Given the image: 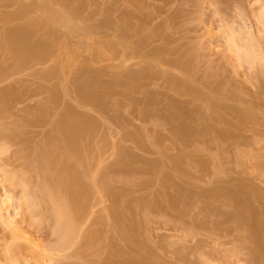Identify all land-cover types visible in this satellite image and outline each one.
I'll use <instances>...</instances> for the list:
<instances>
[{
    "label": "rangeland",
    "instance_id": "rangeland-1",
    "mask_svg": "<svg viewBox=\"0 0 264 264\" xmlns=\"http://www.w3.org/2000/svg\"><path fill=\"white\" fill-rule=\"evenodd\" d=\"M21 6L27 11L17 18ZM48 8L78 28L70 35L65 27H55L56 36L67 37L68 55H61L63 49L55 43L61 60L66 63L69 58L74 64L64 72L55 55L24 64L23 59L4 54L6 32L18 24L34 23L36 36L31 38H46L42 17ZM130 13L135 18L129 20ZM143 24L145 29L137 31ZM227 27L251 34L264 55V0H178L168 9L162 0H0V91L12 88L16 94L10 105L4 102L8 107L0 123L24 127L16 142L0 135V175L7 170L22 172L21 177L29 172L23 157L45 142L66 108L87 115L95 126L89 138L92 159L86 180L97 189L77 228L84 238L77 235L68 250L62 248L58 254V248L50 254L51 264H250L246 239L251 228L210 194L252 186L259 196L253 199L249 194L252 200L239 196L241 206L264 210V60L254 69L239 66L226 50ZM140 42L144 47L139 52L123 53L121 43L134 48ZM82 66L101 71L99 83L106 87L143 69L153 74L134 92L119 85L104 110L97 104H81L76 77ZM212 98L220 104L222 121L211 109ZM176 104H184L186 110L177 111ZM247 107L252 116L236 118L235 110ZM173 114H180L179 119L170 121ZM190 118L197 130L208 131L195 138L180 136L176 127L188 124ZM228 122L233 123L232 134L218 140L217 130L229 129ZM21 140L24 144H18ZM127 155L134 156L135 165L119 169V162L126 164L130 158ZM141 161L150 168L140 170ZM21 189L13 186V196L19 199ZM166 194L178 197L176 207H169ZM119 217L124 227L135 230L131 240L117 228ZM0 226V264H7L4 248L10 233ZM48 227L27 230L51 249L57 236ZM85 241L89 250L83 247ZM117 246L129 252L121 256ZM82 250L85 254H80Z\"/></svg>",
    "mask_w": 264,
    "mask_h": 264
},
{
    "label": "bare ground",
    "instance_id": "bare-ground-1",
    "mask_svg": "<svg viewBox=\"0 0 264 264\" xmlns=\"http://www.w3.org/2000/svg\"><path fill=\"white\" fill-rule=\"evenodd\" d=\"M162 1H164L165 6L168 9L173 5L175 1L178 0H162ZM25 7L21 6L20 9L21 11L19 10V12L15 14L17 18L21 17V15L27 11L26 10L27 8ZM127 17L129 20L135 18L134 14L132 13L128 14ZM169 19L170 18H168L167 21ZM42 23L44 25V31H45L44 33L46 35V38H41L40 36L39 40L38 37L36 41L32 39L36 36L35 35L36 32L35 30H37L36 24L34 23L26 24V25L24 24L23 26L22 25L20 26V24H18L16 28L14 29L12 28L10 29V31L6 32V36L4 37V39L6 40L5 42L6 45H4L5 53L4 52L2 53L11 54L13 55V57L16 58V60L18 58L19 61L23 59L24 64L31 63L34 60L35 61H38L40 59L43 60V58L44 57L46 58V56L49 57L50 55H55L54 57L56 58V62L59 65L60 63H63L61 71L64 72L65 68L73 66L74 64L72 60L69 61L68 57H67L68 61L66 63H64V60L63 61L61 60V55H63L62 52L63 53L65 52V54H67L66 52H68V51H64L67 50L66 47H68L66 46L67 37H64L62 39L61 37H58V34L56 36L55 33L57 30L55 27L58 25L65 27L68 34L70 35L77 33L78 28L76 26L68 24L67 18H65L64 14H58L53 10H51L50 8L45 10L42 17ZM144 25L145 24H143V26L138 28L137 31H143L145 29ZM32 35L34 37H32ZM224 39L226 43V50L229 53L233 54V56H235L234 58L237 60L239 66H244V64H247L250 67V69L251 68L254 69L257 63L264 60L263 58L264 55L262 56L261 54H259V47H258L259 44L257 40L254 37H252L251 34L246 33L241 28L237 30V28L235 27H227L226 32L224 33ZM55 43H57L56 45L59 46L57 47ZM121 45L123 47L122 48L123 53H126L131 50L134 53L139 52L144 47V43L141 42L139 44H136V46L134 45V48L124 43H121ZM55 46L59 50L63 49L60 52L61 55L58 52L59 50L55 48ZM116 47L117 44L114 43L111 45V48H109L112 51L111 55H114V50ZM161 51H163V48L159 49V51L157 52L160 53ZM157 52H155V55L157 54ZM80 70L81 71H79L78 77H76V82H77L76 89L78 90L77 93H79L80 100H82L81 104H83V106L84 105L87 106V104L90 103L95 105L97 104L103 109L106 105H108L107 103H109V101L112 102L111 95H113L112 93L116 91V88L119 85H124L127 87V90L134 92L135 89L136 90L138 89L137 88L139 87L138 83L141 80L149 79L150 77H152L153 74L152 72H150L151 69L150 70L143 69L140 70L136 76L127 75L125 76L126 78H124L125 81L118 80L116 82L109 83V86L106 87L105 84L103 83L100 84L101 82L99 81V78L101 77V73H102L101 71L91 72L86 70L85 67H83ZM13 94L15 93L14 91H12V88H8V89L5 88V90L3 89V91L1 90L0 98H2V100L0 99V101H2V103L0 104L5 106L4 102L5 104H9L10 102H13L11 100V96L15 97L16 95ZM54 94H52V99L55 98L54 99L55 102L57 99H56V94L55 96ZM105 95L107 96L109 95L108 98ZM17 96H16L17 99L15 100L20 101L21 100L19 99L20 97L18 96L19 97L18 98ZM212 99L214 100L210 101L211 109H213L216 112L217 120L219 121L224 120L223 116L220 113L221 108L219 102L216 101L215 98ZM153 101L154 99L150 98L149 102H153ZM3 106L0 105V115L6 112L5 110L7 105L4 108ZM175 108L179 112H184L186 110V106L184 104H176ZM44 115L41 117H44ZM62 115H60L62 118H59L58 122H56L57 124L54 122L56 125L52 124L51 127L52 131L46 134V137L44 139L45 142H43L42 145L39 144L41 146L36 147V149L34 148L33 150L30 149L31 151L29 153V156L23 157V159L25 160L24 161L25 165L27 169H29L30 173L29 172L24 173L25 172L24 171L23 172L24 174H22L21 177L20 174L22 172L21 173L19 172L18 175L15 173L16 171L14 173L10 172L11 170L8 172L7 170L8 168H7L6 169L7 171L6 172L3 171L4 172L3 175L2 173L0 175L1 176L0 177V186H1L0 223L3 225V228L5 227L4 230L7 231L9 230L10 233L9 234L10 240L8 243H6V246L4 248L5 249L4 255L7 256L6 257L7 264H51V261H53V257L51 255L54 254V251H57V249L59 248L60 250H58L57 252L59 254L60 253L59 251L63 249L68 250L69 248L68 245H70L73 242V240L75 241L77 239V235L79 233L77 232V228L81 226L80 225L81 221H83L84 220L83 218H85L84 216L87 215L86 214V211H88L87 204L91 196L95 192V188H96L94 187V184L92 185V183L90 184L86 180L87 177L89 176L90 160L92 159L91 158L92 150L89 145V138L93 136L92 134L94 133L95 126H91L92 125L91 120L90 118L86 117L87 115L84 116L80 113L78 114V112H76L74 108L71 107L66 108V110L63 112ZM179 115L180 114H173L170 117V121H176L177 119H179ZM235 115L236 118L244 120L246 118H250L252 116V112L250 107H247L246 109L235 110ZM35 122H37V120ZM192 122L193 120L192 118H190L188 124H182L177 126L176 132L184 138H195L198 137L203 131L205 133L208 131L206 128H203L202 130H197L194 126H192L191 124ZM9 124L7 123L4 126L3 123L2 124L0 123V125H3L0 126L1 129L0 135H3L2 137L3 139H5V141L14 139L16 136H18V138L17 137L16 138L20 140V138H22L23 135L22 131L24 133L23 130L24 127L22 125L17 126V124L14 125H11V123ZM228 125L230 126V128L225 131L217 130L218 132L216 133V137L218 140H221L232 134V129L234 127L233 123L228 122ZM16 138H15V142L17 141ZM12 142L14 141L12 140ZM21 142L19 141L18 144H24V142L22 143ZM18 146L20 148V145ZM19 148H17V150L21 149ZM1 151H3V149H1L0 152ZM5 151L6 149L4 150V153L6 154ZM128 158L129 159L126 160L127 162L126 164L124 163L121 165L120 164L121 162L118 161L120 166L117 165L118 162L115 163V165H117L119 169L122 168L124 165L126 166L124 168H128L127 166L131 167V165L132 166L135 165L134 156L132 157L131 155L128 156ZM34 159L35 160L37 159L36 161L38 163L40 162L39 165L37 163L38 166L35 165L36 163L34 162ZM5 161L8 162V160ZM140 163H142V165H140V170L142 169L145 171L146 169L150 168V164L148 162L141 161ZM8 164L9 163H7V165ZM108 184L109 183L106 184L107 187ZM16 185L17 187L20 186V188H22L20 197L17 196L19 197V199L15 197L16 195L13 196L14 194H12V190H11L13 186L16 188ZM244 186L245 185L241 186L238 189V191L221 190L211 193L210 196L214 200L222 201L224 206L233 208V212L239 218H241V220L244 222L245 227L247 226L248 229L251 228L252 231L250 230V232L252 234L250 233V236L248 237L249 239L248 238L246 239L247 240L246 245L247 247L249 246V248H247L249 253L248 254L249 259L247 261L250 264H264V210L262 212H259V209L253 211L252 207H250L252 210L249 209L248 207L249 205L246 206L244 204L241 206V203L239 201L240 200L239 196H247L248 198H250L249 194H254V196L252 195L253 199H256L254 198L255 196H259L258 193H257L258 195H255L256 193L255 188H253L252 186L251 187L250 186L244 187ZM101 187L102 186H100L99 189H101ZM107 187L104 185V188ZM177 198L176 197L174 198V196L173 195L171 196L170 194L165 195V200L166 203L169 205V207H176V203L178 202ZM258 198L260 197H257V199ZM249 200L252 199L250 198ZM236 202H239V204H237ZM234 213H232L231 215L233 216ZM27 214H29L30 216ZM32 220L35 222H33ZM118 220H120V222ZM122 220L124 221V219H120V217L117 219V225L119 226L120 224V226L119 227L117 226V228L126 237L125 239L128 240L130 239L131 232L134 229L124 227ZM24 224H26L25 225L26 227L24 226ZM48 226L50 227L49 231H52L53 234H56L57 236L56 238L57 245L54 248H51L52 250L56 249L53 251L51 249H48L39 239H37V237L33 236V233H30L27 230L28 228L35 227V229L37 228L40 231V228L45 229V227ZM89 237L90 236H87L85 238L89 239ZM88 241H85L84 246L83 245L82 246L86 248L87 247L86 242ZM127 242L128 244L130 243L129 241ZM72 244L74 245V242ZM89 246L90 245H88V248ZM128 246H129L128 248L131 247L130 244ZM134 246H136V244H134ZM85 248L84 250L86 251L87 248L86 249ZM49 250H51L53 253H51V251ZM115 250L118 251L120 255L122 254L121 256H123L125 255L123 253L127 252L128 249L125 248L124 246L122 248L117 246ZM82 251L80 252V254L81 253L85 254L84 251L83 252ZM49 256L52 258H50ZM82 256L84 255H81V258Z\"/></svg>",
    "mask_w": 264,
    "mask_h": 264
}]
</instances>
